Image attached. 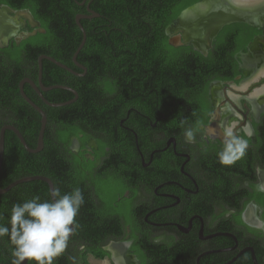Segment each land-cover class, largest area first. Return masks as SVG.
Returning a JSON list of instances; mask_svg holds the SVG:
<instances>
[{
	"label": "flooded vegetation",
	"instance_id": "obj_1",
	"mask_svg": "<svg viewBox=\"0 0 264 264\" xmlns=\"http://www.w3.org/2000/svg\"><path fill=\"white\" fill-rule=\"evenodd\" d=\"M96 1L73 0L72 19L71 10L58 16L53 8L69 0H0V76L21 66L0 109L2 128L16 129L28 148L6 132L39 161L47 143L58 150L67 193L79 188L101 221L121 224L101 243L109 255L94 256L99 261L264 264V0L187 5L162 27L164 41L145 42L144 57L134 54L130 82L105 78V63L115 58L99 49L109 42H88L89 23L101 17ZM81 34L88 47L76 55ZM44 118L43 147L32 152ZM228 125L248 146L222 165L217 153ZM186 129L195 130L191 142Z\"/></svg>",
	"mask_w": 264,
	"mask_h": 264
},
{
	"label": "trees",
	"instance_id": "obj_2",
	"mask_svg": "<svg viewBox=\"0 0 264 264\" xmlns=\"http://www.w3.org/2000/svg\"><path fill=\"white\" fill-rule=\"evenodd\" d=\"M69 1L70 5L64 4L61 8L53 6L54 13L58 15L60 13L58 9L62 10L63 8L68 11L71 10L73 19L76 6L74 2H72L73 0ZM195 1L197 0H97L92 8L96 10L101 17L93 23H89L90 29L88 33L90 34V38L88 42H97L100 46H104L101 45L100 42L110 43L108 45L110 49H99L100 52H102L101 50L109 51V53L111 52V54L106 55L115 58L114 61L105 63V66L109 67L108 70H105L104 65H98V67L101 66L104 68L103 72L105 78L114 81L116 77H119L123 81L130 82V79H132L130 74H133L132 69L135 65L137 66V62L136 64H134V62L132 63V59L135 58L134 54L144 57L146 55L145 51L147 50L145 42L151 41L157 43L161 40L164 41L165 38L162 33V27L177 17L184 7ZM172 9L176 10L175 13L165 16L168 14L166 10ZM36 14L41 19H45V21L50 20L48 16H44L37 12ZM56 20H58V17H56ZM94 26L100 27L98 29H101L98 31V35L93 33ZM102 26L103 28H101ZM82 40L81 34L77 45L72 51L78 48ZM112 43L116 44L112 45ZM138 43H140V45H138ZM87 47L86 44L84 48ZM41 50L46 51L45 48H41ZM115 51L118 52L117 57H115ZM10 54L16 58L19 56L18 49H14ZM100 55L102 54H97L96 56ZM141 64H143V62ZM141 64L140 67H142ZM20 68V64L15 62L8 71L6 80L4 76H0V109L5 108L7 101L12 97V94H10L11 81L17 79L16 72H21ZM172 97L177 98L176 95ZM17 115L18 112L15 111L12 113L11 117L19 124ZM2 124L3 119H1L0 116V130ZM38 130L39 126L36 129L37 132H35V137L37 136ZM29 136L31 137L32 135L29 134ZM44 153L45 157H43L44 155L40 156V161L33 158L34 156L24 149L16 135L7 131L5 133L4 160L0 172V187L6 188L11 183L25 177L46 176L53 180L55 189H58L61 195L67 193L68 184L65 183L63 177L58 175L59 171L64 170L66 166L65 158L62 157V154L58 150L52 154V149L48 143L43 154ZM50 155L54 158L53 160L50 159ZM97 179L99 180V178ZM98 180H96V184L99 187L101 179ZM106 185L107 183L102 184V186ZM82 187L84 189L85 185ZM34 196H39L41 202L52 200L49 185L40 180L31 181L15 186L6 194H0V224L8 225L11 209L14 204H22ZM83 197L87 200V203L85 201L86 208L80 207L75 218L76 226L74 227V234L69 238L64 253L55 258L54 264H90L88 261L90 255L97 258L105 257L109 255V252L101 249V243L107 241L110 235L116 234L117 229H119V233L121 232V224L119 222L111 219H109V221H101V214L97 213V208L92 200H88L87 194H83ZM111 201L112 200H108L106 203L108 208L111 205ZM108 208L104 211L105 215ZM108 225L112 226V228L110 227L111 231L105 230ZM11 252L12 245L9 237L5 236L0 238V264H11Z\"/></svg>",
	"mask_w": 264,
	"mask_h": 264
},
{
	"label": "clouds",
	"instance_id": "obj_3",
	"mask_svg": "<svg viewBox=\"0 0 264 264\" xmlns=\"http://www.w3.org/2000/svg\"><path fill=\"white\" fill-rule=\"evenodd\" d=\"M184 136L193 141L195 130L186 129ZM223 137L217 158L222 165H231L244 155L247 140L235 134L232 125L223 128ZM52 196L50 201L41 202L39 196H34L14 204L8 225L0 224V238L9 237L12 245L11 264H54L55 258L64 253L84 203L83 193L74 188L61 195L54 189Z\"/></svg>",
	"mask_w": 264,
	"mask_h": 264
},
{
	"label": "water",
	"instance_id": "obj_4",
	"mask_svg": "<svg viewBox=\"0 0 264 264\" xmlns=\"http://www.w3.org/2000/svg\"><path fill=\"white\" fill-rule=\"evenodd\" d=\"M85 41H86V36L84 34V38H83V40H82V42H81V44H80V46H79V48L77 50L76 55L80 52V50L84 46ZM7 129L13 130L18 135V137L20 138V140L22 141V143L24 144V146L26 148H28L27 145H26V143H25V141H24V139H23V137H22V135L16 129L11 128V127L2 128V130L0 132V172H1L2 165H3V160H4V153H5V132H6ZM45 129H46V119L44 118L43 121H42V127H41L40 134H39V145H38V149L37 150H33L32 152H38L39 150L42 149L43 142H44V132H45ZM39 180L40 181H44V182H46L49 185L51 199H53L52 191L55 189L54 188V185H53L52 181L49 178L42 177V176L25 177V178L19 179V180L15 181V182L11 183L6 188H1L0 187V194H6L7 192H9L11 189H13L15 186H17L19 184L26 183V182H31V181H39ZM73 234H74V229H73V233L70 235V237H72ZM24 264H28V261H25Z\"/></svg>",
	"mask_w": 264,
	"mask_h": 264
},
{
	"label": "rangeland",
	"instance_id": "obj_5",
	"mask_svg": "<svg viewBox=\"0 0 264 264\" xmlns=\"http://www.w3.org/2000/svg\"><path fill=\"white\" fill-rule=\"evenodd\" d=\"M88 261L90 264H110V263H106L105 261H99L97 258H95L94 256L90 255L88 257Z\"/></svg>",
	"mask_w": 264,
	"mask_h": 264
},
{
	"label": "bare ground",
	"instance_id": "obj_6",
	"mask_svg": "<svg viewBox=\"0 0 264 264\" xmlns=\"http://www.w3.org/2000/svg\"><path fill=\"white\" fill-rule=\"evenodd\" d=\"M245 3V2H244ZM117 261H118V259H117Z\"/></svg>",
	"mask_w": 264,
	"mask_h": 264
}]
</instances>
